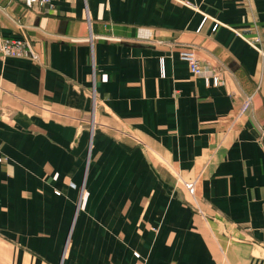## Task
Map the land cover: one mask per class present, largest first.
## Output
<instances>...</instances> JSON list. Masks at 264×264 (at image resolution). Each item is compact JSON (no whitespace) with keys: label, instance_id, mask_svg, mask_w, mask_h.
I'll return each mask as SVG.
<instances>
[{"label":"crops","instance_id":"obj_1","mask_svg":"<svg viewBox=\"0 0 264 264\" xmlns=\"http://www.w3.org/2000/svg\"><path fill=\"white\" fill-rule=\"evenodd\" d=\"M3 40L0 264H264V0H0Z\"/></svg>","mask_w":264,"mask_h":264},{"label":"built area","instance_id":"obj_2","mask_svg":"<svg viewBox=\"0 0 264 264\" xmlns=\"http://www.w3.org/2000/svg\"><path fill=\"white\" fill-rule=\"evenodd\" d=\"M28 7L35 6H49L52 4V0H23ZM32 55V48L28 41L21 40H3L0 43V56L14 57V58H27ZM181 58L185 60L190 67L193 75H200L201 69L199 68V62L194 52L185 51L181 54Z\"/></svg>","mask_w":264,"mask_h":264}]
</instances>
